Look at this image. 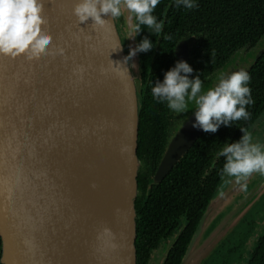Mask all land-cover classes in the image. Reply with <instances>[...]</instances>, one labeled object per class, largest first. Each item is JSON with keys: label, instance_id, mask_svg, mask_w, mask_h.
Listing matches in <instances>:
<instances>
[{"label": "water", "instance_id": "obj_1", "mask_svg": "<svg viewBox=\"0 0 264 264\" xmlns=\"http://www.w3.org/2000/svg\"><path fill=\"white\" fill-rule=\"evenodd\" d=\"M39 2L40 29L51 43L39 54H0L1 261L136 264L138 52L125 62L110 15H102L103 25L79 23L73 9L80 0ZM129 15L128 55L137 47ZM175 53L186 56L184 43ZM241 70L248 72L228 75ZM195 123L193 112L170 140L154 183L202 134ZM225 177L180 264H204L264 194L263 182L232 208L244 184Z\"/></svg>", "mask_w": 264, "mask_h": 264}, {"label": "trees", "instance_id": "obj_2", "mask_svg": "<svg viewBox=\"0 0 264 264\" xmlns=\"http://www.w3.org/2000/svg\"><path fill=\"white\" fill-rule=\"evenodd\" d=\"M190 2L195 7L189 9L179 0H159L151 15L155 17L157 23H163L161 31L157 33L154 28L141 25L140 32L136 34L137 45L144 38L152 42L153 47L150 50L139 52V54L145 59L146 53L149 56L154 53L153 75L157 76L160 81H162L161 66H168L167 62L172 58V50L180 36L187 35L198 39V46L193 49L192 56L194 59L193 76L197 72L206 74L214 63L218 66L227 64L239 50L252 49L264 37V0H190ZM136 23L137 21L134 19V25ZM247 73L250 80L246 86L250 88V98L254 101L245 106L249 113L248 118L230 121V126L221 124L214 133L204 131L190 147L187 154L181 158L184 164V158L188 154L192 156V161L188 163L192 168L190 185L193 208L190 215L191 221L179 235V242L170 250L164 264H180L200 217L215 193L223 174L222 169L226 158L222 164L211 165L213 155L221 150L222 145L226 147L227 144L238 141L243 135L240 129H245L248 133L255 120L264 111V51L249 67ZM139 95L137 157L144 164H152L155 167L164 149L163 135L167 108L164 107V101L149 94V90L143 85ZM210 180L212 184L209 185ZM142 183L144 181L139 177V187ZM158 190L159 185H150L146 207L151 213L157 211L158 202L154 198L157 196ZM164 190L170 192L168 184ZM177 190L178 187L173 188L166 198L179 197ZM140 207L138 199L135 200L136 264H142V258L146 256V254H142V244L149 240L148 237L151 238L149 232L147 233L148 237L143 234L146 228L140 223ZM147 229L153 230L152 228ZM262 243L261 250L255 256L254 261L256 262H252V264H264V240ZM0 264H3L1 261V240Z\"/></svg>", "mask_w": 264, "mask_h": 264}, {"label": "clouds", "instance_id": "obj_3", "mask_svg": "<svg viewBox=\"0 0 264 264\" xmlns=\"http://www.w3.org/2000/svg\"><path fill=\"white\" fill-rule=\"evenodd\" d=\"M179 2L189 9L195 7L190 0ZM158 3L159 0H80L73 12L79 23L91 18L95 24L103 25L106 21L102 15L116 18L121 16L123 8L132 14L130 21L133 15L137 21L130 25L135 34L140 32L141 25L159 33L162 25L151 15ZM42 7L39 0H0V54L15 56L30 48L35 54L45 51L52 38L40 29L44 23L40 15ZM152 47V42L142 39L135 49H130L125 62L137 52H146ZM192 71L186 62L178 61L175 67L165 72L163 81L152 87L153 96L166 101L168 108L178 113L186 110L187 101H194L197 107L193 127L205 132L214 133L221 124L230 126V121L248 118L245 106L254 101L250 98V88L246 86L250 80L247 72H233L221 78L214 88L200 94L201 79L188 78L187 74ZM240 131L243 133L241 138L227 144L219 153L226 158L222 173L234 177L237 183L253 173L264 175V149L251 143V136L245 129Z\"/></svg>", "mask_w": 264, "mask_h": 264}, {"label": "flooded vegetation", "instance_id": "obj_4", "mask_svg": "<svg viewBox=\"0 0 264 264\" xmlns=\"http://www.w3.org/2000/svg\"><path fill=\"white\" fill-rule=\"evenodd\" d=\"M134 17V15H133ZM125 18L121 14V16L114 18L118 33L120 35L122 44L125 48V37L122 34L120 29V25L125 21ZM135 19V17H134ZM133 19V23H134ZM163 25V23H161ZM197 44L195 45V43ZM180 43H184L185 54L182 56V59L179 60L176 57V48ZM195 45V46H194ZM198 46L197 37L183 35L176 41L174 48L172 50V58L167 62L168 66H161L160 74L162 75L161 79L163 81L164 74L171 68L175 67L178 61L186 62L191 68L194 63L193 49ZM247 48H243L244 50ZM264 49V37L260 39V41L255 45L251 50H254L255 54L252 59H250V63L247 62V59L242 60L235 59L233 63H224L220 66L215 63L209 67L206 74H197L192 75L193 73L187 74L189 79H194L199 77L202 82L201 93L203 94L205 90L214 88L215 85L218 84L221 78H225L227 73H230V70L237 68H248L260 57L258 53ZM126 55L128 56V52L126 51ZM239 50V51H241ZM238 51V52H239ZM257 51V52H256ZM156 52V50H155ZM182 53V51H181ZM140 78H141V87L142 85L149 90V94H152V87L155 86L158 82H162L158 79L157 76L153 75V56L154 53H151L149 56L148 53L145 55V59L140 57ZM249 59V58H248ZM129 64L131 65L130 60ZM244 63H249L246 67ZM170 66V67H169ZM228 69V71H227ZM182 75H184L182 73ZM153 95V94H152ZM199 95V94H198ZM140 99V95L138 96V102ZM194 101H187V108L185 111L179 113L178 116L174 115V111L169 109L167 106V102L164 101V107L167 108V118H166V126L164 128L163 139L165 141L163 146V152L156 164L155 167L152 164H144V162L140 160V167L138 170L137 176V187H138V195L136 200L138 199L141 207L139 209V217L141 225L146 228L144 235L150 233V237L146 243L142 244L143 251L142 254H146L142 258V264H150L153 253L157 252V262L159 264H164L167 256L169 255L170 250L179 242V235L183 232L184 228L191 221L190 215L192 212L193 204H192V190L190 182L192 180V168L189 166V162L192 161L191 154H188L184 159L185 163L183 164L181 158L187 154L185 151L173 164L168 173L157 183H154L155 173L162 161V158L166 152V149L169 145L170 140L174 137L175 133L185 124L188 120L189 116L196 110V105L193 106ZM264 113V111L259 115V117L255 120L254 124L249 129V134L251 135V143L257 144L264 149V133L261 137H257L252 133L251 130L255 123L260 119V116ZM175 116V117H174ZM264 122L262 120L260 125ZM264 126V125H263ZM204 132V131H203ZM202 132V133H203ZM256 133H258L256 131ZM201 135V134H200ZM199 135V136H200ZM224 146L220 147L221 150L217 151L212 157V163L219 165V163H223L225 159L224 156L219 155V153L223 150ZM208 156V154H207ZM178 165L176 168L175 166ZM208 173V172H207ZM223 175L218 182V185L223 182ZM141 178L144 183L138 185V178ZM227 177V181L231 185L238 184L234 177ZM225 177V178H226ZM224 178V179H225ZM240 182H243L244 186L243 190L238 194L235 203L232 205V208H235L237 205L241 204L243 200L247 197V195L253 190L259 187L264 182V175L259 173H253L249 176L248 180L242 179ZM214 183V182H213ZM156 184L159 185V190L157 196L154 198L155 201L158 202V206L156 207L157 211L155 213L149 212L146 207V203L148 200V192L150 190V185ZM163 184V185H162ZM168 184L170 187V192L173 188L178 187L177 194L179 193V197L166 198L170 192L164 190V187ZM208 184H212L210 180ZM216 187L217 194L222 193V189L220 186ZM208 186V185H207ZM216 194V195H217ZM184 195V197H181ZM221 218V217H220ZM220 218L217 217L219 220ZM147 228H152L153 230H148ZM192 238V236H191ZM191 240V239H190ZM264 240V194L260 195L259 199L254 202L248 212L242 217L237 226L231 231V233L224 239V241L219 244L216 250L208 257V259L204 262V264H252V262H256L255 256L261 250L262 241ZM190 243V241H189ZM188 243V245H189ZM187 245V247H188ZM141 254V255H142Z\"/></svg>", "mask_w": 264, "mask_h": 264}, {"label": "rangeland", "instance_id": "obj_5", "mask_svg": "<svg viewBox=\"0 0 264 264\" xmlns=\"http://www.w3.org/2000/svg\"><path fill=\"white\" fill-rule=\"evenodd\" d=\"M125 13H127V11L126 10H124L123 8H122V15H123V17L125 18L124 20V22L120 25V29H121V31H122V34H123V36L125 37V48L127 49V45H126V16H125ZM130 16V15H129ZM257 52V51H256ZM254 54H255V52H254V50H249V49H244V50H241V51H239V52H237V53H235L232 57H231V59H230V61H229V63H233V62H235V59H237V60H242V57L244 58V60L245 59H247V62H249L250 63V59H252L253 57H254ZM249 58V59H248ZM249 63H244V66H248L249 65ZM248 64V65H247ZM227 71H228V69H227ZM228 75V73L226 74V76ZM213 88V87H212ZM209 89L207 88L206 90H205V92H207ZM204 92V93H205ZM195 105V102L193 103V106ZM180 113V112H179ZM179 113L178 112H175L174 111V115L175 116H178L179 115ZM174 116V117H175ZM262 120H264V113L260 116V119L255 123V125L253 126V128H252V130H251V133H252V135L254 134L255 136H256V138L257 137H261L262 135H263V133H264V122H262V124L260 125V129H259V124H260V122L262 121ZM256 131L258 132V133H256ZM251 136V135H250ZM226 210L225 211H227L226 213H229L228 211L229 210H231V208H225ZM226 213H224V214H226ZM157 252H155V253H153V255H152V259H155V260H153V261H151V263L150 264H159L158 262H157V260H156V258H157Z\"/></svg>", "mask_w": 264, "mask_h": 264}]
</instances>
